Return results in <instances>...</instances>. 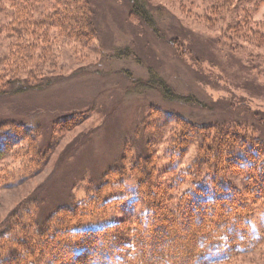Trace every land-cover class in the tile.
Listing matches in <instances>:
<instances>
[{
    "label": "rangeland",
    "instance_id": "374dc122",
    "mask_svg": "<svg viewBox=\"0 0 264 264\" xmlns=\"http://www.w3.org/2000/svg\"><path fill=\"white\" fill-rule=\"evenodd\" d=\"M9 1L0 0V10L10 5ZM140 1L153 17L157 34L131 16L129 0H92L94 41L71 40L65 44L56 38V29L41 28L40 39L35 41L39 48L42 43L45 47L42 71L35 75L36 82L27 72L21 75L34 90L18 84L14 87L12 81L16 79H0V92L5 95L0 96V126L12 132L22 125L34 128L32 133H20L18 129L21 143L10 149L7 145L0 147V231L10 226L14 231L0 237V254L12 252L8 257L16 264H28V259L32 264H51L45 254L52 244L47 253L37 250L29 220L46 221V235L39 236V240L50 237L51 230L66 221L62 212L49 219L54 209L88 199L93 195L87 192L90 183L107 182L109 177L103 174L122 160L129 170L137 153L140 157L153 156V187L147 192L129 174L115 186L110 179L103 189L113 190L102 207L86 213L84 220L91 223L85 227H117L114 233L128 264H135L139 255L145 256L149 264H163L161 257H155L162 247V254L174 257L176 263L188 264V235L177 223L169 222L167 236L155 240L150 250V243L143 249L139 245L131 247L134 232L146 225L145 202H152L150 208L158 219L162 209L174 208L178 198L186 199L193 188L191 174L200 141L189 135L192 126H185L183 120L191 125H230L235 127L232 132L248 142L264 140V3L233 0L234 11L227 9V14L220 17L218 10L213 14L208 0ZM17 2L29 6L36 3L35 13H29L31 19L44 18L51 9L47 0ZM241 17H247V23L229 30V24ZM9 23L10 17L1 12L0 28ZM169 40L176 41L179 54ZM54 44L59 47H52ZM151 74L168 86L173 92L171 97L149 82ZM147 114L159 121L150 124L147 136L135 140L136 152L131 148L133 132ZM9 136L4 132L2 139L8 141ZM182 136L186 141L178 145ZM214 136V131L206 134L209 141ZM213 159L207 160L202 172L207 177L214 176L209 175ZM224 160H216L220 165L217 173H224L226 181L241 191L245 199L242 206L250 208L257 240L246 245L255 244L247 251L239 252L237 247L229 261L222 264H264V197L254 198L247 190L250 188L243 187L244 177L251 170L227 168ZM249 199H253L251 203ZM241 211L245 213L243 208ZM221 222L220 217L218 225L209 227L218 229ZM160 223L157 221L155 231ZM219 239L216 236V241ZM18 241L27 242L21 246L28 248L30 255L15 245ZM198 244L191 247L198 250ZM130 252L135 254L134 259L129 260Z\"/></svg>",
    "mask_w": 264,
    "mask_h": 264
},
{
    "label": "trees",
    "instance_id": "16d2710c",
    "mask_svg": "<svg viewBox=\"0 0 264 264\" xmlns=\"http://www.w3.org/2000/svg\"><path fill=\"white\" fill-rule=\"evenodd\" d=\"M47 1L50 3L48 6H50L51 9L44 15V18L37 17L35 19H31L29 13H35L36 3H32V5L29 6L22 2L18 3L17 0H10V5L1 6L2 10H0V13L4 12L7 17H10V23L0 28V79H16L12 81L14 87L18 84L23 89L34 90L32 85H27L29 83H27L25 79H22L23 77L21 75L27 72L28 75H31V77H29L33 80L35 75H37L40 70L42 71L40 66H42L41 64L45 57L43 55L45 47L44 43H42L39 48V44L35 41V38L40 39L39 35L42 33L41 28L45 29V27L48 26V28L56 29L58 31L56 38H60L65 44L69 43L71 40H77L79 42H87L90 40L92 42L96 38V28L94 25L95 11L91 2L92 0ZM258 1L259 0H256V2ZM261 1L264 3V0ZM129 2L131 4V16L136 17L142 23L149 26L154 34H157L158 30L156 29L153 17L145 9L144 2L140 0H129ZM208 2L210 3V8L213 10L214 15H216L217 10L219 11L220 17L227 14V9L230 13L234 11L235 5H233V0H208ZM220 9H226V12L222 13ZM239 12L240 11H238L237 14ZM247 21V17H241L238 19L237 23L229 24L228 29L231 31L236 28L239 29L240 25H244L243 23H247ZM35 27L37 30H35ZM168 44L179 54L176 41L169 40ZM51 46L56 47L58 44ZM31 79L28 80L31 81ZM33 81L36 82L35 80ZM149 82L156 86L158 90L160 89V91L163 92L162 94L165 93L169 97L173 95V92L170 91L168 86L156 75L151 74ZM23 84H25V86ZM9 95H11V92ZM0 96L5 95L0 92ZM176 97L180 98L179 96ZM158 121L159 120L155 116L147 114L141 121L140 127L133 132L134 139L131 143L132 149L138 152V144L135 143V140H141L144 138L145 134L147 136L148 134L146 131L150 124ZM183 121L185 122V126H192L189 127V133H191L189 135L198 138L200 141V149L191 174V181L194 184L193 188L188 193L186 199L182 200L181 197L178 198V201L174 204V208L167 207L162 209L158 219L154 217V211L150 208V206H153L152 202H145V211H143V214L147 215L146 225L143 229H137L134 232L131 247L134 249V245H139L143 249V246L150 243L148 248L150 250V247L153 248L152 245H155V240L163 238L164 235L167 236L166 230L170 227L169 222H171V225L177 223L180 225L182 233L185 231V235H188L187 238L189 239L190 245L189 247L186 246L189 250L186 258L187 262L189 261L188 264H222L229 261L233 253H236L235 250L237 247H239V252L247 251L249 247L252 248L255 245L254 242L248 247H246V245L252 243L254 239L257 240V233L256 230H254L255 228H253V222H251L249 216L250 208L248 209V207L245 208L242 206L244 201L242 203L243 195L241 191L230 182L226 181L224 173H217L219 171L218 166H220L217 161L221 160V157L222 159L225 157L224 162L227 164V168H236L245 172H250L251 170V172L244 177L243 187L250 188L246 189L250 192L252 197L254 196V198H256L255 195H259L262 198L264 197V140H251L252 142H248L244 136L235 131L232 132V128L235 127L230 125H227V127L222 126L220 123L213 125H191V123L186 120ZM156 124H154V126ZM20 128H23V130ZM20 128L15 127V131L13 130L12 132L10 129H7L6 126H0V147L2 145H7V147H9L8 149H10L11 146L21 143V140L18 139L19 136L16 134L18 129L21 130L20 133H32L30 132L31 129H33L34 132V128L31 126L22 125ZM209 131H214L215 133V136L210 141L206 138V134L209 133ZM4 132H8L10 135L8 141L2 139ZM36 132L38 135L39 130ZM184 134H186V132L184 133L183 131L181 135L184 136ZM183 136L180 142H178V145H183L185 143L186 138ZM173 142H175V140H173ZM149 143L147 145H149ZM225 154L229 156L226 157ZM216 156L217 158L213 159ZM200 159L202 161H200ZM209 159L214 160L211 167V174H209L214 175L213 177H207L204 173L202 174L205 166H207L206 162ZM124 161L125 160H122L120 164L108 169L103 174L102 177H109L107 182H101L99 185L98 183H88L87 192L93 194L92 196L90 195L88 199L79 202L72 201L59 210L54 209V212L48 215L50 219L53 214L59 212L61 215L62 212L64 218H66L65 223L51 230L50 237L46 236L43 240H39V236L44 237L46 235L44 231L46 228H44L46 221L41 223L37 222V220L31 221L29 217L27 218L33 227L32 238L34 246L37 245V250L40 252H42L41 250H45L47 253V249H49L48 246L50 243L52 244L48 255L45 254L46 259H48L51 264H74L76 261L82 262L83 264H128L127 260L123 257L121 247L118 245V237L117 235L115 236L114 233L117 227H113L114 229L111 228V226L86 228L85 226L87 223L91 222L84 220L89 210L99 209L105 204L107 195L113 190L112 188L108 190H104L103 188L107 185L109 186L110 183L115 186V183H120L127 174L136 179L138 186L143 185L147 192L150 190L151 186L153 187V179L156 177V174H153L151 171L152 167H154L152 155L140 157V153H137V155L132 158L133 163L129 170H126L122 165ZM240 164H243V166H240ZM110 179L111 181L109 183ZM170 195L171 194H167V197ZM139 199H141L140 195ZM112 200H114V198H112ZM252 200L253 199H249L247 202L251 203ZM181 204L182 206L178 208ZM237 207H239V212H236ZM241 208L244 209L245 213L243 211L240 212ZM262 210H264V208ZM37 212L35 213L36 217H38L39 214ZM48 217L46 218L47 220ZM220 217L222 218V222L218 226V229H216L217 227L210 228V225L217 224ZM157 221H161L162 223L158 226V230L155 231ZM201 223L203 224L199 226ZM12 227L13 226H10L0 231V237L9 232L13 233ZM158 232L161 234L158 235ZM216 236L220 238L217 241ZM93 240H96L97 243H93ZM142 240L144 243H142ZM40 241L42 242L39 245L38 242ZM23 243L27 242L18 241L15 245L21 249H26L28 254V248L21 246ZM195 243L201 245V247H198V250L191 247ZM54 245H57L59 248L62 247V250H58V247ZM142 249H140V253H142ZM160 249L159 255L155 257H161L164 261L163 264L181 263H176L177 260L174 257L170 256L171 258H169L167 254H162L163 247ZM12 254V252L0 254V264H7V262H9V264H16L14 261L9 260L8 256ZM128 255L129 260L135 258L133 252H130ZM139 256L135 264H149L145 261V256ZM150 256L153 257V254L151 253ZM27 261L28 264H32L31 259Z\"/></svg>",
    "mask_w": 264,
    "mask_h": 264
}]
</instances>
